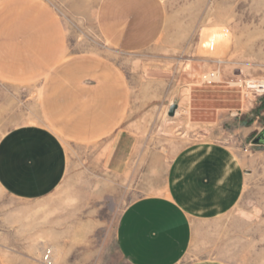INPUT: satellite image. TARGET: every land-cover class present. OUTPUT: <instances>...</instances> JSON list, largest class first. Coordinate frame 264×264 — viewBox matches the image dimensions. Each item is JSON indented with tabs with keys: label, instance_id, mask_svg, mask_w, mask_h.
<instances>
[{
	"label": "crops",
	"instance_id": "crops-1",
	"mask_svg": "<svg viewBox=\"0 0 264 264\" xmlns=\"http://www.w3.org/2000/svg\"><path fill=\"white\" fill-rule=\"evenodd\" d=\"M75 4L0 0V122L13 110L6 88L28 90L40 114L0 137V187L16 199H44L61 185L67 145L98 142L111 155L151 148L121 146L123 137L137 136L133 87L111 57L70 46L65 20L80 11ZM93 7L96 31L115 52L138 54L164 38L163 0H98ZM14 96L18 110L22 92ZM245 160L242 149L215 141L181 149L161 191L123 211L120 254L132 264H264V217L226 218L248 185ZM125 163L117 160V176ZM10 240L0 247V264H43L17 254Z\"/></svg>",
	"mask_w": 264,
	"mask_h": 264
},
{
	"label": "rangeland",
	"instance_id": "rangeland-1",
	"mask_svg": "<svg viewBox=\"0 0 264 264\" xmlns=\"http://www.w3.org/2000/svg\"><path fill=\"white\" fill-rule=\"evenodd\" d=\"M65 1L80 9L65 20L73 50L111 57L129 76L137 136L123 137L121 146L151 148L111 155L98 151V142L70 144L68 171L48 197L20 200L0 187V247H8L9 236L11 247L30 263L51 249L54 264H132L117 246L123 211L160 192L173 158L196 142L245 152L248 185L226 218L264 217V145L253 144L264 129V92L248 86L264 84V0H163L164 38L138 54L115 52L100 38L91 12L98 0ZM216 33L224 37L212 50L206 43ZM212 73H220V80L211 79ZM6 89L13 110L0 122V137L40 119L33 94ZM21 92L16 110L14 95ZM117 160L126 162L123 176L116 174Z\"/></svg>",
	"mask_w": 264,
	"mask_h": 264
},
{
	"label": "built area",
	"instance_id": "built-area-1",
	"mask_svg": "<svg viewBox=\"0 0 264 264\" xmlns=\"http://www.w3.org/2000/svg\"><path fill=\"white\" fill-rule=\"evenodd\" d=\"M212 50H214L215 49V44H214V42L211 44V46H209ZM220 74V73H219ZM219 74L218 73H212L211 74V79H213V80H220V76H219ZM259 86H262V87H260V88H258V87H252L251 86V84H248V86H250V88H252V89H254V88H256V89H261V90H264V84H258ZM264 92V91H263ZM42 263L43 264H53V256H52V250L50 249V250H48V251H46L45 253H44V255H43V258H42Z\"/></svg>",
	"mask_w": 264,
	"mask_h": 264
},
{
	"label": "water",
	"instance_id": "water-1",
	"mask_svg": "<svg viewBox=\"0 0 264 264\" xmlns=\"http://www.w3.org/2000/svg\"><path fill=\"white\" fill-rule=\"evenodd\" d=\"M176 109L177 104L172 105V107L169 109V116H174ZM253 144L264 145V129L255 137V139L253 140Z\"/></svg>",
	"mask_w": 264,
	"mask_h": 264
},
{
	"label": "bare ground",
	"instance_id": "bare-ground-1",
	"mask_svg": "<svg viewBox=\"0 0 264 264\" xmlns=\"http://www.w3.org/2000/svg\"><path fill=\"white\" fill-rule=\"evenodd\" d=\"M222 34H224V32H223ZM222 34H220V35L217 34V33H216V34H213V36L211 37V39H210L209 41H207L206 44H207L208 46H211V44H212L213 42H215L216 40H219L220 38L224 37V35H222ZM226 35H227V34H226ZM250 84H251L252 87H255V86L258 87V88L262 87V86H259L257 82H256V83H255V82H254V83L251 82ZM260 85H261V84H260ZM258 91H259V92H263L264 90L259 89Z\"/></svg>",
	"mask_w": 264,
	"mask_h": 264
}]
</instances>
